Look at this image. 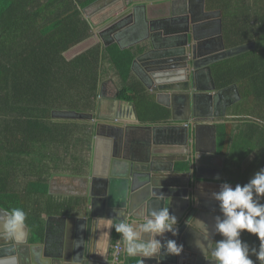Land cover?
Listing matches in <instances>:
<instances>
[{
    "label": "trees",
    "instance_id": "obj_1",
    "mask_svg": "<svg viewBox=\"0 0 264 264\" xmlns=\"http://www.w3.org/2000/svg\"><path fill=\"white\" fill-rule=\"evenodd\" d=\"M94 1L0 0V205L8 210L22 207L28 213L33 242L43 236V214H66L79 204V200L50 193L47 182L54 170L70 167L82 171L87 164L79 147L92 141L88 128L78 120L56 119L53 113L85 111L96 95L104 60L100 49L93 48L72 60L64 56L89 36L90 23L82 15ZM223 2L216 0L214 4L228 18L224 21L226 30L233 28L240 38L237 44L249 35L256 47L216 63L214 75L219 87L233 81L241 85L243 101L236 112L262 119V126L249 121L238 138H249L251 143L261 139L264 153V0L262 9L245 5L248 8L237 10L234 22L227 9L231 0ZM254 16L257 19L253 22ZM114 50L111 46L105 52L126 80L133 55ZM71 149L75 151L68 161L63 152ZM245 150L243 158L251 152ZM253 167L242 173L238 184L251 179ZM241 239L259 249L256 235L244 231ZM250 258L256 259L254 255ZM136 263L134 258L127 261Z\"/></svg>",
    "mask_w": 264,
    "mask_h": 264
},
{
    "label": "crops",
    "instance_id": "obj_2",
    "mask_svg": "<svg viewBox=\"0 0 264 264\" xmlns=\"http://www.w3.org/2000/svg\"><path fill=\"white\" fill-rule=\"evenodd\" d=\"M215 1L216 0H206L205 8L197 5L199 4L198 2L192 8V14L197 20V24H192V26L198 29L197 35H199L203 41L205 40L218 44H221V37L226 49L250 42H254L256 47L255 39L248 37L249 35L244 36L245 42L240 44L236 43L240 38L235 35V31L231 28L232 26H229L231 30H226L223 14L222 16L216 15V11L219 12L222 9L214 4ZM85 8L83 9L82 17L90 23L89 36L64 52V56L68 60H72L96 47H98L104 55L102 57V60L104 59L102 67L99 69L100 81L96 95L92 96L90 99L89 107L86 108L85 112H93L102 120V132L107 133L110 130H114L115 133L119 135L118 137H121L125 142L126 149L137 160L144 155L148 147L158 150L167 148L179 150L183 149V147L185 148V146L179 144L183 135L180 129L185 127V123L188 120H174L171 116L172 111H175L178 117L184 114V98L177 96L176 99H173L172 96L174 93H180L178 91L166 92L160 90L146 70L147 64L153 59H145L143 57L150 51H153V53L156 52V54H179L181 49L184 48V39H182L184 33L181 30L182 27L188 25L184 17L188 9L186 0H107L103 6L98 4V6L94 5L88 8L87 12L90 18L87 12H85ZM200 8L205 12L204 15ZM91 17L95 19L96 26L93 25ZM192 39V35H190V41L196 43V41ZM193 43L191 45H193ZM111 46L115 49V53L130 51L133 55L126 80L122 78V72L113 62L112 56L105 52L107 48ZM250 50H252V48ZM218 62L211 65L213 75L215 74L214 69ZM200 70V73L196 76L194 75L192 80L195 85V91L197 87H202L204 89L206 87H212L209 75L205 72L204 68ZM214 80L217 90L219 91V85L215 75ZM160 85L166 84L162 82ZM232 85L236 86L238 92L237 90L236 92L231 91L224 95L227 101L228 99L232 102L234 101L227 111L228 116L217 117L204 122L206 124V127L203 128L205 135L202 137L204 138L203 140H205V144L209 147L213 146V141L211 140L210 134L211 127L208 125L212 123L217 124V152L215 153L216 155L211 158L212 166L211 168H207L206 176L204 178L198 177L196 174L197 168L195 169V173H193L191 170L193 167H191L188 162L168 160L165 162L167 169L161 172V174H165L164 177H166L161 180V182L166 183V186L163 187L164 190L175 193L176 191L189 189L192 199L195 197L197 200L204 201L206 207H210L209 205H216L219 207L218 202L213 199L212 193L218 191L222 183L227 182L234 187L238 184V180L242 176V173L250 169L252 165H254V167L250 174V178L258 171L257 169L259 167H263L262 169H264L262 140L255 138L254 142L251 143L249 138H247L245 142H242V140L238 138L242 135V132L248 128L249 121L262 126V119L249 116L247 113L239 115L236 112L235 107H238L243 101V97L241 85L237 81H233L227 86ZM179 87H181V85ZM121 94L126 95L128 98ZM133 108L136 109L138 115L137 120H133L132 118L128 120L123 119V117L129 118L134 116ZM64 110L67 109L55 112V118L62 121L67 120L68 122L69 120H73L71 122L75 120L83 122L82 124L86 125L88 128L87 131L89 135H92V141L89 145L79 147V150H81L82 154L87 158V164L83 166L82 171H77L70 167L57 171L54 170L47 184L50 193L53 195L79 200V204L66 214H43V236L38 237L34 242L31 241L32 233L30 229L29 242L35 244L32 251L35 249L36 252L39 253L38 257L34 254L33 256L39 261L41 260L45 245L50 248L58 247L61 243L63 244L65 226L69 229L68 244L73 246L79 226L84 223L89 225L90 223V226L94 229L92 235H94V238L97 237L98 244L97 249L93 250L96 257L91 258L88 264H127L130 258L137 259L136 264H139L142 258L141 256H128L123 250L120 255V261L116 262L114 259V245L117 243L122 245V242L119 241L120 236H115L116 232L112 227L114 223L118 222V219L115 220L114 223H112L110 219H101L95 224L97 226H94L93 221L89 223L86 221L88 219L87 209L84 208L87 203V198L85 197L86 182L74 176L85 177L90 174L96 156V151L94 150L95 124L89 119L61 118L57 115V113ZM121 111L123 113L121 114L123 115L122 117L119 116ZM118 116L120 118H116ZM115 121H124L125 125L121 126L123 130L118 128L113 129L114 127L112 125L117 124ZM126 123L130 124V126L126 125ZM115 127H119V125H115ZM156 141H158V144L154 143ZM150 142L153 144L150 145ZM107 146V142L99 145L96 162L98 171L103 170V160L106 154L110 152ZM245 149L251 152L243 158L242 154L246 151ZM74 151V149H71L68 151L69 153L63 152L67 156L68 161H71V156ZM170 167L172 170H170ZM121 168L124 169V165H121ZM186 172L188 174H184ZM217 175H219V179H216ZM198 193L201 196L196 197ZM159 200H161V198ZM164 204L165 201L162 206H164ZM162 206L160 205V207ZM169 209L171 211V208ZM213 211L208 210L209 214L203 215L200 218L208 223L210 229L215 226V214L221 213L220 210L217 209ZM165 236L166 238H164ZM165 236L161 237V239H171L170 236L172 235L171 233H166ZM218 237L219 235H216L215 240H218ZM110 241L111 248L109 259L106 260L104 256L107 253ZM24 249L25 252H27L28 249ZM174 256L175 255H173V257ZM72 257L73 255L69 252L66 255V261L61 260V263L58 261L56 263H72ZM169 259L173 260L172 255ZM166 261L169 260L165 258L160 264H164ZM170 263L172 262L170 261ZM145 264H156V260L145 259Z\"/></svg>",
    "mask_w": 264,
    "mask_h": 264
},
{
    "label": "water",
    "instance_id": "obj_3",
    "mask_svg": "<svg viewBox=\"0 0 264 264\" xmlns=\"http://www.w3.org/2000/svg\"><path fill=\"white\" fill-rule=\"evenodd\" d=\"M106 1L97 0L93 2L85 8V12L94 5L98 6L99 4L103 6ZM195 1L197 0H186L188 9L184 17L188 25L182 27L181 30L184 33L182 37L184 39V48L181 49L179 54H156V52L153 53V51H150L143 57L145 59H153L147 64L146 70L158 88L166 92H180L174 93L172 96L173 99H176L177 96L184 98V114L178 117L175 111H172L171 116L174 120H188V123H185V127L180 129L183 135L179 144L185 146V148L183 147V149L177 150L166 147L167 149L158 150L148 147L144 155L137 160L126 149L125 142L121 137H118L119 135L114 130H110L107 133L102 132V120L95 113L70 110L57 113L61 118L89 119L95 124L94 150L96 151V156L90 174L85 177L74 176L86 182L85 197L87 198V203L84 206L87 209L88 219L86 221L88 223L93 221L94 226H97L95 224L101 219H110L114 223L118 219L111 212L114 206L124 210L128 218H135V214L139 209H159L160 205L162 206L165 201L164 206L171 208L170 213L177 217L179 227V234L170 237L176 240L178 244H183L184 251L179 256L173 257L172 255L173 260L169 259L171 255L167 256L166 258L169 261H166L164 264H207V262L210 264L194 246L197 235L192 227L186 225L185 221L189 217L201 218L203 215L209 214L208 210H220L219 207L216 205L206 207L204 201L197 200L195 197L192 199L189 189L176 191L175 193L164 190L163 187L166 186V183L161 182V180L166 177L161 172L167 169L166 161L178 160L190 163L191 167H193L191 169L193 173H195V169L197 168L196 174L198 177L204 178L206 176L207 168H211L212 166L211 158L217 152V124L212 123L208 125L211 127L210 134L211 140L213 141V146L209 147L205 144V140H203V135H205L203 128L206 127L204 122L217 117L228 116V107L234 101H227L224 95L231 91L236 92L237 90L236 86L232 85L218 91L211 65L220 60L242 54L251 48H255V43L250 42L226 49L221 37V44L203 41L197 35L198 29L192 26V24H197V20L192 14ZM204 3L203 1L201 5L203 8L205 7ZM87 14L90 18L88 12ZM91 21L93 25H97L94 18L91 17ZM190 35H192V40L196 41V43L190 41ZM192 43L193 45H191ZM202 68L209 75L212 87H206L205 89L197 87L195 91V85L192 81L193 76L199 74ZM162 82L166 85H160ZM180 85L181 87H179ZM133 109L134 116L129 118L123 117V119L128 120L132 118L133 120H137L138 115L136 109ZM121 114H123L122 111L119 114L122 117L123 115ZM53 115L56 114L53 113ZM119 116L116 118H120ZM115 122H117L115 125H119V127L112 125L114 127L113 129L118 128L123 130L121 126L125 125L124 121ZM126 125L130 126L127 123ZM104 142L108 143L107 148L111 153L108 152L106 154L103 160V170L98 171L96 166L98 148ZM154 143L158 144V141ZM152 144L150 142V145ZM121 165H124V169L121 168ZM170 170H172L171 167ZM184 174L188 173L186 172ZM198 196L201 195L198 193L196 197ZM160 198L161 200H159ZM6 211L8 209L0 205V213ZM217 216H221L222 218V213L215 214V217ZM84 224H80L81 226L77 229L76 240H74L73 246L68 244L69 229L65 226L63 244L61 243L58 247L50 248L45 245L41 260L39 261L33 256L32 248L35 244L29 242L30 226L27 224V238L23 244L17 247L20 264H57V261L60 263L66 261V255L69 252L73 257L71 259L72 263L68 262V264H88L91 258L96 257L93 250L97 249L98 241L97 237L94 238V235H92L94 229L90 226V223L89 225ZM210 230L213 233L215 232L214 227ZM215 238L216 235L214 234L213 239L215 240ZM24 248L28 249L27 252H25ZM110 248L111 241L109 242L107 253L104 256L106 260L109 259ZM63 264H67V262H63Z\"/></svg>",
    "mask_w": 264,
    "mask_h": 264
},
{
    "label": "clouds",
    "instance_id": "obj_4",
    "mask_svg": "<svg viewBox=\"0 0 264 264\" xmlns=\"http://www.w3.org/2000/svg\"><path fill=\"white\" fill-rule=\"evenodd\" d=\"M212 196L222 213V218L215 217L214 233L200 218L189 217L185 221L197 235L194 246L210 264H254L250 258L253 255L264 264V203L261 202L264 200V169L257 171L246 184L233 187L222 183ZM111 212L118 218L112 227L120 236L123 251L128 256H141L139 264H145V259H155L156 264H160L167 256H179L184 251L183 244L176 240L161 239L166 233L179 234L177 217L170 213L168 206L141 208L135 218H128L119 207L114 206ZM27 220L28 213L22 207L0 213V264H20L17 247L27 238ZM244 231L258 237V250L241 239ZM214 234L222 239L214 240ZM33 254L39 256L35 249Z\"/></svg>",
    "mask_w": 264,
    "mask_h": 264
},
{
    "label": "rangeland",
    "instance_id": "obj_5",
    "mask_svg": "<svg viewBox=\"0 0 264 264\" xmlns=\"http://www.w3.org/2000/svg\"><path fill=\"white\" fill-rule=\"evenodd\" d=\"M223 1H225V2H223L224 4L226 3V0H223ZM259 1V3H260V5L257 7V2ZM223 4V5H224ZM231 6H232V9L228 6L227 7V5H226V7H227V9L229 10V13H232V12H237V10L239 11V10H241V9H246V8H248V6L249 7H251V6H254L256 9H262V0H231ZM245 5H248V6H245ZM252 11H250L249 12V14L251 13ZM227 16H228V14H227ZM223 18H224V21L225 20H228V18H226V17H224V13H223ZM252 19H254L253 20V22L255 21V19H257V17L256 16H254ZM245 21V20H244ZM244 21L243 22H240L241 24H244ZM54 114H56V113H54ZM245 137H242V141H245V139H244ZM247 140V139H246ZM263 167H259L257 170L259 171L260 169H262ZM254 264H260V262L258 261V260H256L255 259V261H254Z\"/></svg>",
    "mask_w": 264,
    "mask_h": 264
},
{
    "label": "flooded vegetation",
    "instance_id": "obj_6",
    "mask_svg": "<svg viewBox=\"0 0 264 264\" xmlns=\"http://www.w3.org/2000/svg\"><path fill=\"white\" fill-rule=\"evenodd\" d=\"M203 1L205 2V3H204V6H205V4H206V0H197V1H195L194 6L199 2V4H197V5H199L200 7L203 8V6H201ZM207 1H208V0H207ZM233 1H234V0H233ZM229 7L232 9L231 4H230ZM202 8H200V9L203 11ZM204 8H205V7H204ZM202 13H203V15H204L205 12L203 11ZM202 13H201V14H202ZM235 13H236V12H232V13H231L232 16H231L230 18H231L232 22H234V18H235V16H236ZM222 14H223V13H222V10L219 11V12L216 11V15H217V16H219V15L222 16ZM227 87H229V86L222 87V88L218 86V89H219V90H222V89H225V88H227ZM224 97L226 98V96H224ZM228 100H229V99H228ZM235 108H236V107H235ZM228 109H229V107H228Z\"/></svg>",
    "mask_w": 264,
    "mask_h": 264
},
{
    "label": "built area",
    "instance_id": "obj_7",
    "mask_svg": "<svg viewBox=\"0 0 264 264\" xmlns=\"http://www.w3.org/2000/svg\"><path fill=\"white\" fill-rule=\"evenodd\" d=\"M122 250H123V247L120 243H117L116 245H114L113 256L116 262L120 261V255H121Z\"/></svg>",
    "mask_w": 264,
    "mask_h": 264
}]
</instances>
